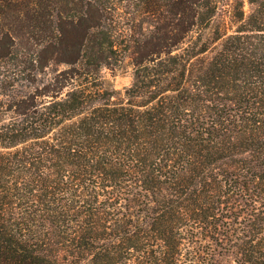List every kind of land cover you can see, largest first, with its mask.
<instances>
[{
  "label": "trees",
  "instance_id": "obj_1",
  "mask_svg": "<svg viewBox=\"0 0 264 264\" xmlns=\"http://www.w3.org/2000/svg\"><path fill=\"white\" fill-rule=\"evenodd\" d=\"M248 2L0 0V264H264ZM127 58L132 84L108 88Z\"/></svg>",
  "mask_w": 264,
  "mask_h": 264
},
{
  "label": "rangeland",
  "instance_id": "obj_2",
  "mask_svg": "<svg viewBox=\"0 0 264 264\" xmlns=\"http://www.w3.org/2000/svg\"><path fill=\"white\" fill-rule=\"evenodd\" d=\"M245 1V10H250V4L248 0ZM68 68L65 64L50 65L42 73L38 74L37 83L27 89H23L26 93L35 91L36 89L43 90L44 86H47L49 82L55 77V75ZM103 76L105 78L108 88H114L118 91L124 92V90L133 82L134 69L130 58L124 60L118 68L104 69Z\"/></svg>",
  "mask_w": 264,
  "mask_h": 264
}]
</instances>
